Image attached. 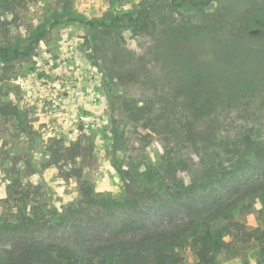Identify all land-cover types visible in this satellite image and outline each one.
I'll use <instances>...</instances> for the list:
<instances>
[{
  "label": "rangeland",
  "instance_id": "374dc122",
  "mask_svg": "<svg viewBox=\"0 0 264 264\" xmlns=\"http://www.w3.org/2000/svg\"><path fill=\"white\" fill-rule=\"evenodd\" d=\"M25 2L12 33L19 55L3 58L1 48L6 45L0 37L2 223L17 221L21 210L29 217L51 216L50 210L63 211L80 198L78 182L69 172L81 167V160L58 159L65 154L64 148L75 143L92 154L84 175L99 195L122 200L130 178L150 188L155 184L151 180L173 177L161 173L171 138L151 129L139 130L147 118H132L135 108L153 102V115H161L163 104L174 102L177 92L168 81L176 67L170 69L166 64L170 57L179 59L180 53L164 39L166 33L195 30V37L182 48L190 49L191 60L199 65L211 62L233 42V29L226 21L214 33L206 26L217 16L234 11L236 26L249 31L234 49L243 57L238 71L249 79L255 72L264 77V0H74L69 14L62 13L58 0ZM145 10L150 12V28L139 33L134 21ZM133 66H145L151 77H144L145 70L142 76L133 70L125 72ZM175 82L181 90L183 83ZM260 82L247 92L240 91L232 106L220 101L215 108L221 122L215 136L225 142L220 155L226 160L231 156L224 147L241 128H254L259 143H264V82ZM199 124L203 129L209 127L203 119ZM182 151L186 156L193 152L188 145ZM238 218L264 229V204L257 201ZM182 255L185 264L196 263L191 249L183 250ZM219 261L264 264L258 246L242 253H225Z\"/></svg>",
  "mask_w": 264,
  "mask_h": 264
},
{
  "label": "trees",
  "instance_id": "16d2710c",
  "mask_svg": "<svg viewBox=\"0 0 264 264\" xmlns=\"http://www.w3.org/2000/svg\"><path fill=\"white\" fill-rule=\"evenodd\" d=\"M58 4L62 13L69 14L74 0H58ZM26 6L25 0H0V37L6 45L1 56L6 60L13 53L19 55L12 33ZM149 20L150 12L143 11L134 21L137 32L148 31ZM224 21L233 29V42L213 61L200 65L191 60L190 49L182 48L195 37V30L166 33L164 39L180 53L179 59L170 57L166 64L170 69L176 67L168 81L177 92L174 102H165L161 115H153V102L132 111L133 119L144 116L148 120L139 130L151 129L171 138L161 173L174 178L151 180L155 184L150 188L130 178L122 200L99 195L84 175L92 158L89 149L81 143L66 147L58 159L74 163L80 159L82 163L69 172L78 182L80 198L63 211L50 210L51 216L29 217L21 210L17 221L0 222V264H185V249L192 250L195 264H220L225 253H242L257 246L264 260V229L238 218L257 201L264 204V143H259L254 128H241L224 147L231 156L226 160L220 155L225 142L215 136L221 126L217 104L223 101L232 106L240 91L247 92L258 80L263 83L264 77L255 72L249 79L238 71L243 57L234 49L249 31L236 26L234 11L217 16L206 29L214 33ZM130 70L141 76L145 70L144 77H151L145 66L125 72ZM176 79L183 83L181 90L175 86ZM201 119L209 124L207 129L199 124ZM187 145L194 154H182ZM58 230H62L59 236L46 234Z\"/></svg>",
  "mask_w": 264,
  "mask_h": 264
}]
</instances>
